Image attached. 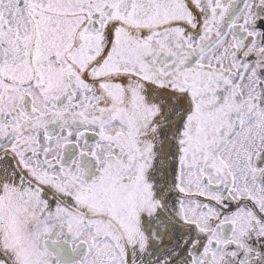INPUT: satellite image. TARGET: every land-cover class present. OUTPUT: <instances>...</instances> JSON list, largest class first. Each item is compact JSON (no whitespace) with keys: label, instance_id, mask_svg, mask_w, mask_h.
I'll return each mask as SVG.
<instances>
[{"label":"snow or ice","instance_id":"obj_1","mask_svg":"<svg viewBox=\"0 0 264 264\" xmlns=\"http://www.w3.org/2000/svg\"><path fill=\"white\" fill-rule=\"evenodd\" d=\"M0 264H264V0H0Z\"/></svg>","mask_w":264,"mask_h":264}]
</instances>
